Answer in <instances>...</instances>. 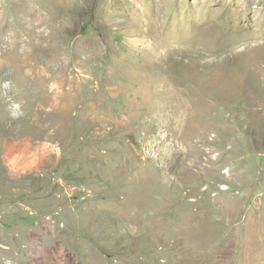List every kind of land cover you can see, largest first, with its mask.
<instances>
[{
  "label": "rangeland",
  "instance_id": "obj_1",
  "mask_svg": "<svg viewBox=\"0 0 264 264\" xmlns=\"http://www.w3.org/2000/svg\"><path fill=\"white\" fill-rule=\"evenodd\" d=\"M0 264H264V0H0Z\"/></svg>",
  "mask_w": 264,
  "mask_h": 264
}]
</instances>
